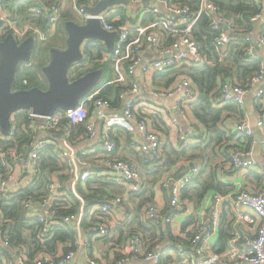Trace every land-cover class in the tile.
I'll return each instance as SVG.
<instances>
[{
  "label": "built area",
  "instance_id": "1",
  "mask_svg": "<svg viewBox=\"0 0 264 264\" xmlns=\"http://www.w3.org/2000/svg\"><path fill=\"white\" fill-rule=\"evenodd\" d=\"M62 1L54 0L48 7L51 17L46 30L32 20L19 22L14 19L9 8L0 1V39L13 34L18 42L29 36H33L37 43L48 41L62 18L65 0ZM70 1L75 12L83 18L82 22L96 17L104 29L119 34L114 51L105 57L114 63L119 77L115 81L124 83L126 75L135 76L140 69V85L132 81L119 92L120 107L115 106L109 97L94 92L75 109H59L48 116L36 114L31 109L14 112L10 118L9 133L6 135L0 128V198L16 196L38 181L48 180L44 194L29 193L21 201L24 219L35 228L36 238L43 243L42 249L31 255L27 244L13 242L8 233L1 230L0 219L2 264H101L92 249L93 238L110 236V227L105 219L111 216H115L119 223L139 218L138 213H133L129 207V197L131 193H140L145 184L139 167L115 156L117 140L114 129L125 123L136 124L143 139L132 138V147L142 153L146 164L154 162L162 165L161 137L140 106L155 104L162 98L179 94L176 105L186 118L192 114V106L199 93L196 84L185 73L169 86L155 84V73L177 68L194 69L209 64L193 36L194 27L203 15H208L213 27L218 29L214 41L223 48V53L240 35L233 17L213 0H198L196 7L176 0H148L149 5H145L146 0H128L136 7V17L143 15L144 19L148 13L156 16L152 24H139L135 28L111 20V8L94 16L87 13L77 0ZM252 1L257 4L264 2ZM44 9L36 7L31 11L39 15ZM263 13L254 15L252 20L260 19ZM155 27L161 31H155ZM261 30L251 29L242 35L249 43L246 53L252 59H262V68L246 86L233 81L223 83L219 101L220 106L233 103L241 109L245 107L246 97L251 91L255 99L262 100V107L256 116V127L260 130L264 129V32L263 28ZM170 35L174 39L167 43ZM257 45L259 50L255 52ZM145 48L152 51L153 58L143 65L141 52ZM122 63L128 66L125 78ZM172 121L178 126L176 118ZM81 123L85 125V132L79 134L76 126ZM228 130L236 139L240 138V146L230 155L229 171L244 172L256 167L264 172V164L256 163L249 147L248 141L254 137L250 120L246 116L239 118ZM262 142L264 144V139ZM47 155L56 164L55 169L45 165ZM96 171L107 181L124 185L126 190L107 194L101 201L89 206L79 185H85ZM179 171L177 175L170 174L163 182V187L170 194L168 206L162 208L145 204L139 213L144 221L173 227L177 218L189 214L186 212L184 191L200 176L201 163L184 161ZM226 204L234 210L235 220L226 248L217 251L214 241L218 237ZM195 215L194 231L188 240L170 238L169 246L174 248L172 254L169 251L167 254L168 246L161 242L149 248L145 235L138 229H132L127 233L120 255L113 264H264V184L259 191L241 187L225 194L212 192L206 208L198 210ZM63 225L75 231L74 240L59 243L55 252L45 249L46 242L53 239L55 231ZM65 245H70L71 249L65 251Z\"/></svg>",
  "mask_w": 264,
  "mask_h": 264
},
{
  "label": "trees",
  "instance_id": "2",
  "mask_svg": "<svg viewBox=\"0 0 264 264\" xmlns=\"http://www.w3.org/2000/svg\"><path fill=\"white\" fill-rule=\"evenodd\" d=\"M0 1L3 5L9 8L13 18L19 22H24L26 19L32 20L40 27L45 30L47 29L51 17L48 7L53 4L54 0ZM176 1L188 4L192 7H196L198 4V0ZM213 1L220 6L223 11L233 17L235 24L239 28L240 35H238L236 40L230 45V49L223 53V48L217 45L214 41L215 36L219 33L218 29L213 27L212 19L208 15H203L194 27L193 36L200 44L209 64L194 69H172L167 72H160L155 76L157 80L159 77L167 80L165 81V84L166 86H169L178 76L185 73L198 88L199 97L192 106V113L197 122L205 129L207 135L206 140H203L199 145L186 146L180 151H176L172 147H167L166 149L163 146V164L161 165L162 167L168 166L169 168L176 169V164L180 162H193L195 158L198 159L197 162L201 163L200 176L184 191V197H190L197 206H200L212 192L223 193L222 185L219 184L216 175H213L210 172L207 177H204L208 167L205 161L207 158L211 157L217 145L233 139L234 135L230 134L228 130V120L231 113L234 114L240 111V108L233 103L225 106L219 105L221 86L227 81L239 82L246 86L249 84L250 78L262 68V59H252L250 55L246 53L249 43L245 41V36L242 34H245L251 29L257 30V22L253 21L252 17L256 14H261L264 11V2L257 4L252 0ZM36 7H45L44 12L39 15H34L31 8ZM155 18L156 16L154 14L148 13L146 14V18H144V22H154L156 20ZM115 23H122V21H115ZM262 28L264 32V26ZM173 39L174 36H168L167 43H170ZM65 40L66 36L62 39L63 44ZM48 41L37 43L31 60L27 63L24 62V64L21 65L18 71L15 89H29L34 86H39L43 89L48 88V86L42 84V79L45 78L42 73V67L48 63L50 48L52 46H57L52 43H47ZM84 50L87 60L91 59L94 66L92 68H86V60L81 63L82 65L77 70H72L71 74H77L76 77H78L91 70L103 68L105 74H108L110 79H112L114 73L112 62L100 61L107 55V53L110 54L107 51L106 46L100 41L91 40L86 43ZM24 81H26V83ZM101 84L102 82L91 93L99 90ZM127 86L128 85H125L121 81L114 80L113 84L103 87V91L101 90L99 96L108 98V94L115 90L118 99L119 92ZM76 128L79 134L85 132V125L83 123L78 124ZM205 144L206 147L202 148L201 145ZM200 148L202 151L198 155L195 153H189L196 152ZM207 148H211V152L208 154L205 153ZM48 159L49 155H47L45 159V165L55 169L56 164ZM146 165L155 164L152 162L151 164ZM47 181L48 180L46 179H42L38 181L37 184L27 187L16 196L0 198L1 230L7 232L13 242L27 244L32 251L31 255L39 249H42L43 243L36 238L35 228L30 226L29 222L24 219L21 201L26 198L29 193H34L38 196L44 194ZM104 183L111 185L112 188L117 187L118 185L111 181H107L98 173V171L95 172L94 176L88 179L85 185H79V190L82 193L83 198L86 200L87 205L90 206L103 199V194L105 192L102 188H104ZM95 185H97V188L94 187ZM148 200H152V197L148 198ZM226 207H229V212ZM234 220V210L231 206L226 204L223 211L222 223L214 246L217 251H222L226 248L227 242L231 237ZM195 222V216L190 215L188 219L184 220L183 227L185 228L188 224L193 225ZM28 231H30V233H28ZM170 232V227H167V235L170 234ZM192 234L189 235V238ZM74 238L75 231L69 226L63 225L55 231L53 239L46 242L45 249L50 252H55L59 243L72 242ZM64 249L65 251H69L71 246L65 245Z\"/></svg>",
  "mask_w": 264,
  "mask_h": 264
},
{
  "label": "crops",
  "instance_id": "3",
  "mask_svg": "<svg viewBox=\"0 0 264 264\" xmlns=\"http://www.w3.org/2000/svg\"><path fill=\"white\" fill-rule=\"evenodd\" d=\"M77 1L78 4L81 6L92 7L97 5L100 0ZM62 2H64V0ZM149 4L145 3V5ZM111 10H113L111 14V19L113 21H122V23H125L132 28H135L139 24L143 26H148L153 22H144L143 15L141 18L136 17L134 14L136 7L134 5H116L111 7ZM75 13L76 12L74 10L72 2L70 0H65L62 9V20H60L55 26L56 28L54 34L58 32L60 34L64 32L66 33L64 27L65 22L69 20L77 21ZM144 18H146V16H144ZM256 22L257 31H259L264 26V13L260 19L256 20ZM155 31L160 32L161 29L159 27H155ZM262 53L264 55V51ZM141 56L145 62L153 58V53L149 49L145 48L144 50H142ZM100 61L103 62L107 60L106 58H103ZM111 62L114 67L113 61ZM121 65H123L121 69L123 70V75L125 78L128 66L126 63H122ZM138 70L135 76L126 75L124 81L125 85L130 84L132 81L138 83L141 77L140 71ZM157 74L158 73H155V76ZM155 76V84L160 86H166L165 81L167 80H164L161 77H159V79L157 80ZM102 79L103 80L101 87L96 92L100 93L101 90L103 91L104 86L113 84L114 80L119 79V77L118 74L115 72L114 68L112 79H110L109 75L105 74V72L104 77ZM179 96V94H176L174 97L162 98L156 101L155 104L148 103L140 106L145 110V114L149 116L150 120L155 126V129H157V131L159 132L164 148L167 149V147H172L176 151H180L186 146L199 145L203 140H206L207 137L205 129L197 122L193 113L189 114L188 112L189 115L186 118H183L180 109H178L176 105V100ZM108 97L113 101L115 106L120 107V101L117 99V94L115 90L111 91L108 94ZM261 107L262 100L255 99L253 93L250 91V93L246 97L245 107L241 108L240 111L237 113H231V116L228 120V127L230 126V128L234 126V122L237 121V119L239 118L242 119L244 116H246V118L250 120L251 126L254 130V137L249 139L248 142L249 147L252 149L253 152V159L258 165L264 164V144L262 142V139H264V129L260 130L256 127V116ZM174 118L178 120V126L174 125L172 121ZM114 136L117 140V149L115 152V156L121 159L128 160L129 162L133 163L135 166L141 169L145 181L143 190L144 192H146V195H139V193H131L129 197V207L131 208L133 213H138L139 218L136 217L135 220L129 223H119L115 216H111L109 219H105V221L109 224L111 234L107 238H93L92 249L94 253L98 255L99 262L101 264H113L116 262L120 255L121 247L125 243L127 233L130 232L132 229H138L148 239L147 245L149 248L155 247L156 242H161L164 246H168L166 249L167 254L168 251L172 254V250H174V248L169 246L170 238H183L187 240L189 239V235L192 234V232L194 231V227L193 225L188 224L184 228V220L188 219L190 215H194L196 218V212L202 208H206V204L208 202L209 197H207L200 206H197L196 203L190 199V197L183 196L185 206L187 208L186 212L190 215L185 214L183 218H177L176 223L173 227L157 225L154 221H144V219L141 217V214L139 216V213L141 210H143L142 208H144L143 206L145 204H149V202L151 204L155 203V205L160 206L162 208H166L168 206L170 201V194L168 189L163 187V182L168 176H170V174L177 175L180 172V164L182 166L184 162L176 164V169L169 168L168 166L162 167L161 164L157 163H155V166L146 165L141 155L142 153L138 149L133 148L131 144V140L134 137H137V139L139 140L143 139L140 132L138 131L136 124L134 123H125L122 126H117L114 129ZM239 140L240 138L236 139L235 137H233L231 141H224L221 144L217 145L211 157L207 158V160L205 161L208 167L206 170L207 172L204 174V177H207L210 172L213 175H216L219 184L222 185L221 187L223 189V194L241 187H247L251 191H259L264 184V172L259 171L256 167L250 171L244 172L231 173L229 171L228 166L230 162V155L236 148L240 146ZM201 146L202 148H204L206 147V144ZM201 151L202 149L200 148L196 152L189 153H195L198 155L199 153H201ZM210 152L211 148H207L205 153L208 154ZM197 160L198 159L195 158L193 161ZM151 180L155 182V186L154 183L151 182ZM97 185H95L94 187L97 188ZM102 189L105 192L103 194L104 197L105 195L110 193H122L126 190V187L124 185H117V187L112 188L111 185H107L104 183V188ZM150 197H152V200L149 201L148 198ZM226 209L229 212V207H226ZM167 227H170L171 231L168 235ZM215 242L216 241H214V243ZM131 264L143 263L132 262Z\"/></svg>",
  "mask_w": 264,
  "mask_h": 264
},
{
  "label": "water",
  "instance_id": "4",
  "mask_svg": "<svg viewBox=\"0 0 264 264\" xmlns=\"http://www.w3.org/2000/svg\"><path fill=\"white\" fill-rule=\"evenodd\" d=\"M116 5L126 6L129 1L100 0L95 6H85V10L98 16ZM64 27L67 33L64 46H52L48 63L42 67V73L48 81L47 89L39 86L15 89L21 65L32 58L37 44L35 38L29 36L18 42L13 34H9L0 39V128L6 135L9 133L10 118L14 112L31 109L36 114L48 116L59 109H75L103 80V68L91 70L74 79L70 77V71L75 70L85 59L84 47L88 41L102 42L111 53L119 34L104 29L100 19L96 17L83 22L69 20ZM258 50L257 45L255 52ZM180 176L181 174L177 178Z\"/></svg>",
  "mask_w": 264,
  "mask_h": 264
},
{
  "label": "rangeland",
  "instance_id": "5",
  "mask_svg": "<svg viewBox=\"0 0 264 264\" xmlns=\"http://www.w3.org/2000/svg\"><path fill=\"white\" fill-rule=\"evenodd\" d=\"M75 17H76V19H77V21H81V19H83L79 14H77V13H75ZM64 36H66L64 33H62V34H60L59 32L56 34V35H54L51 39H49V41L47 42V43H52V44H54V45H57V46H61L62 44H63V42H62V39H63V37ZM67 37V36H66ZM25 63H27V62H25ZM24 64V63H23ZM22 64V65H23ZM89 66V64H87L86 65V67H88ZM91 66H94V63L91 65ZM42 84L43 85H46V86H48V81H47V79L46 78H43L42 79ZM155 173V172H154ZM153 173V174H154ZM154 180H155V178H154ZM151 182L152 183H154V186H155V182L153 181V180H151ZM139 195H146V192H144V190L143 191H141L140 193H139ZM152 204H154L155 205V203H152ZM28 233H30V231H28Z\"/></svg>",
  "mask_w": 264,
  "mask_h": 264
},
{
  "label": "flooded vegetation",
  "instance_id": "6",
  "mask_svg": "<svg viewBox=\"0 0 264 264\" xmlns=\"http://www.w3.org/2000/svg\"><path fill=\"white\" fill-rule=\"evenodd\" d=\"M64 43H65V42H64ZM63 46H64V44H62L60 47H63ZM107 55H108V53H107ZM107 55H106V56H107ZM106 56H104L103 58H105ZM86 60H87V58H86V54H85V59L83 60V62L86 61ZM81 63H82V62H81ZM87 64H89L88 67H86ZM92 64H93L92 60H91V59H88L87 62L85 63V67H86V68H92V67H93V66H91ZM81 65H82V64H79L75 70H77ZM71 71H72V70H71ZM71 71H70V77H71L72 79H74V77L76 78V75H77V74H74V75H73V74H71ZM80 76H81V75H80ZM78 77H79V76H78ZM101 82H102V81H101ZM101 82H100V83H101Z\"/></svg>",
  "mask_w": 264,
  "mask_h": 264
}]
</instances>
